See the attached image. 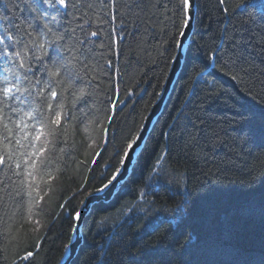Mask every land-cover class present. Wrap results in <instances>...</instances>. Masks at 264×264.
<instances>
[{"label":"trees","instance_id":"trees-1","mask_svg":"<svg viewBox=\"0 0 264 264\" xmlns=\"http://www.w3.org/2000/svg\"><path fill=\"white\" fill-rule=\"evenodd\" d=\"M8 2L11 11L0 0V14L8 16L0 20L3 27L32 15L25 0ZM85 2L95 6L84 16L89 20L85 30L98 33L85 45L90 50L86 63L96 69L88 101L93 112L75 133L68 129L62 161L57 145L55 179L42 211L31 220L20 215L13 221L3 217L0 206V250L7 248L9 264L25 251H34V258L20 264H58L74 224L69 212L120 167L124 148L156 101L176 51L171 40L173 21L178 26L179 13L172 15L176 0H114L107 8L102 4L109 0ZM239 3L196 0L194 29L163 109L120 189L84 217L83 241L70 264H117L129 239L156 244L160 236H165L162 247L170 244L179 251L183 245L190 264H259L264 249L259 208L264 192V0H244L237 8ZM75 23L83 21L78 17ZM230 55L235 67H224ZM109 113L114 119L105 137ZM153 168L159 176L149 175ZM160 178L169 190L155 187ZM185 193L191 194L195 210L177 215L172 210ZM60 203L67 211L61 212ZM7 224L13 225V234L20 229L18 247L4 234ZM144 224L155 231L141 230Z\"/></svg>","mask_w":264,"mask_h":264},{"label":"snow or ice","instance_id":"snow-or-ice-1","mask_svg":"<svg viewBox=\"0 0 264 264\" xmlns=\"http://www.w3.org/2000/svg\"><path fill=\"white\" fill-rule=\"evenodd\" d=\"M3 3L11 11L13 5L8 0H3ZM25 3L32 13L30 17L9 27L0 25V206L3 207V217L13 221L20 215H26V219L31 220L34 212L42 211L45 197L55 179L52 168L57 159L56 147L60 145L59 159L62 161L67 152L68 129L72 128L75 133L83 117L93 112V105L88 101L92 97V81L96 79L93 74L95 67L86 63L90 50L85 45L98 33H87L85 26L89 20L84 19L95 6L85 0H25ZM219 3L224 4L225 0H219ZM243 3L244 0H240L236 7L240 8ZM109 6H114V0H109L107 5L102 4L104 8ZM173 7L175 11L172 15L179 13L178 26L173 21L176 36L185 37L192 18V0H176ZM261 8L264 10V5ZM224 11L227 12V8ZM78 17L82 24L75 23ZM0 20H8V16L0 14ZM78 31L80 35H77ZM176 36H172L171 40L181 45L183 41L176 40ZM163 43L168 44L169 41ZM239 43L236 41L237 45ZM210 58L216 59L215 53H211ZM230 65L235 67L231 55L224 62V67ZM232 78L237 79L238 74ZM115 106L113 101L112 111H115ZM113 119L109 113L107 126L103 127L105 137ZM136 141V135L128 140L120 159L121 165L125 164L124 157L129 156V150L134 148ZM99 155L97 151L96 156ZM96 156L92 157L93 163ZM159 162L158 159L156 163ZM120 172L121 169L116 168L108 182L94 191L103 192ZM153 173L159 176L158 169L153 168L149 175ZM161 180H157L155 187L169 190ZM190 196V193H185L172 211L177 215L194 211L195 201ZM84 204L85 201L81 200L80 205ZM259 208L264 239V192L259 194ZM59 209L67 211L66 204L60 203ZM82 215L79 206L69 212L73 221H79ZM36 223L38 231L40 224L39 221ZM12 227V224H7L4 234L18 247L22 239L20 229L13 234ZM77 229L78 224L74 223L72 231ZM144 229L155 231L150 224L142 225L141 230ZM43 238L41 236L35 241L36 249L41 247ZM164 240L165 236H160L156 244H149L142 237L140 240L129 239L118 253L117 264H190L183 258V245L177 251L170 244L162 247ZM70 244L71 236L69 243L63 245L66 251ZM6 252L7 248L0 250V259L9 264V258L4 255ZM34 255V251H25L22 256L12 258L10 264H20L34 258ZM101 264H108V261L103 260ZM259 264H264V249Z\"/></svg>","mask_w":264,"mask_h":264},{"label":"water","instance_id":"water-1","mask_svg":"<svg viewBox=\"0 0 264 264\" xmlns=\"http://www.w3.org/2000/svg\"><path fill=\"white\" fill-rule=\"evenodd\" d=\"M197 4L196 0H192V8H191V23L190 27L186 29L187 35L185 37H179L178 40H182L183 43L181 45H177L176 52L174 55V59L169 67V71L166 75V78L162 84L161 90L158 94V97L152 107L150 108L148 114L145 116L144 121L137 133V141L134 143V148L129 150V156L124 157L125 164H120L121 172L118 174L117 179L113 181L111 185L103 192H94L91 195H88L84 201V205H80V208L83 212V215L79 221H74L75 224H78V229L76 231L71 232V244L69 245V250H65L62 258L58 262V264H70L71 260L75 257L82 241V223L84 217L90 211L92 205L100 201H108L110 200L116 192L120 189L122 184L125 182L127 177L131 172V168L135 162L136 156L139 154L141 147L143 146L144 140L147 137L150 129L152 128L156 118L160 114L163 109V106L171 92L173 84L181 70L185 53L187 50V46L189 44L190 37L192 35L194 29V16Z\"/></svg>","mask_w":264,"mask_h":264},{"label":"bare ground","instance_id":"bare-ground-1","mask_svg":"<svg viewBox=\"0 0 264 264\" xmlns=\"http://www.w3.org/2000/svg\"><path fill=\"white\" fill-rule=\"evenodd\" d=\"M196 14H197V7H196V10H195V16H194V19L196 20ZM195 20H194V23H195ZM178 39H179V37H178ZM189 42H190V40H189ZM188 47V46H187ZM176 48H177V44H176ZM176 52V51H175ZM175 55V54H174ZM173 59H174V57L172 58V60H171V63H172V61H173ZM171 63H170V65H171ZM169 71V70H168ZM162 87V86H161ZM151 130V129H150ZM139 132V131H138ZM146 139H147V137L145 138V140H144V143H143V146L141 147V150L143 149V147H144V144H145V142H146ZM140 150V151H141Z\"/></svg>","mask_w":264,"mask_h":264}]
</instances>
